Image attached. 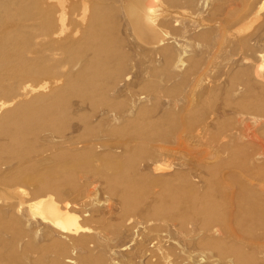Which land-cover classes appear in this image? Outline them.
<instances>
[{
	"label": "rangeland",
	"instance_id": "rangeland-1",
	"mask_svg": "<svg viewBox=\"0 0 264 264\" xmlns=\"http://www.w3.org/2000/svg\"><path fill=\"white\" fill-rule=\"evenodd\" d=\"M63 1L67 13L59 46L42 40L30 56L36 61L29 62L50 73L40 82L29 81L43 87L31 96L28 109L38 115L55 103L69 111L72 128L82 125L78 116H89L100 131L120 116L124 126L144 129L158 145L162 139V162L180 174L176 179L187 188L165 200L160 187L140 188L134 196L168 211L184 207L194 216L184 229L169 217L146 226L134 216L130 224L121 218V190L115 195L105 177L89 172L85 183L95 188L94 208L103 223L86 221L80 205L74 211L82 226L104 231L93 254L96 264H264V238L254 236L245 222L231 220L233 183L247 180V166L232 156L237 128L219 124L240 102L231 95L229 69L238 67L241 58L253 57L256 73L264 76V62L254 59L264 46V10L245 21L261 0H151L155 31L163 32L156 37L158 45L137 39L121 0ZM26 48L23 42L15 45L23 57L5 61L26 60ZM46 50L52 58L45 61ZM4 84L11 90L12 81ZM98 120L106 121L100 126ZM15 130L7 127L9 135ZM11 144L0 140V177L13 159L6 150ZM15 198L14 203L21 202ZM26 198H31L29 189ZM214 206L216 213L210 209ZM207 211L215 217L202 215ZM215 230L219 233L209 238ZM0 247V264H19Z\"/></svg>",
	"mask_w": 264,
	"mask_h": 264
},
{
	"label": "bare ground",
	"instance_id": "bare-ground-1",
	"mask_svg": "<svg viewBox=\"0 0 264 264\" xmlns=\"http://www.w3.org/2000/svg\"><path fill=\"white\" fill-rule=\"evenodd\" d=\"M121 1L127 6V14H124L130 18L137 39L158 45L156 37L163 32L155 31L157 16L155 9L149 6L151 0ZM64 2L0 0V140L12 143L6 150L13 158L7 162L6 174L0 177V246L10 251L11 261L17 260L19 264L97 263L93 254L102 245L104 231L82 226L80 216L74 211V205H80L86 221L102 222L94 208L95 188L85 183L89 172L105 177L115 188V195L121 190V218L130 224L134 216L143 219L146 226L169 217L175 226L184 229L194 217L185 213L184 207L168 211L156 205H145L143 198L139 200L134 196L133 192L140 188L160 187L165 193L160 199L165 200L171 194L180 195L187 188V184L176 179L180 174L162 162V139L158 145L144 129L124 126V117L120 116L110 126H102L106 120H98L103 127L100 131L89 116H78L82 125L72 128L68 124L69 111L59 110L55 103L38 115L28 109L31 96L41 92L43 87L35 83L50 73L48 68L29 62L36 61L30 56L35 55L34 48L42 40L48 41L51 47L59 46L57 37L64 33L67 13ZM263 10L264 0H261L249 10L245 21L257 18ZM147 24L153 28L149 30ZM20 42L27 47V59L5 61L11 56L23 57L20 55L23 51L15 49ZM241 43L248 46L246 39ZM43 58H52L49 50ZM250 58H241L235 63L238 67L228 71L231 95L237 96L240 102L230 107V115L219 120V124L237 128L232 132V156L247 166V180L233 183L231 220L245 222L254 236L263 239L264 76L256 73ZM254 59L264 62V46ZM5 80L12 81L11 90L6 89ZM10 125L16 128L13 135L7 133ZM27 189L30 199L26 198ZM15 197L21 202L14 203ZM217 207L210 209L215 212ZM207 213L202 215L215 217L213 212ZM217 233L219 230L210 232L209 238Z\"/></svg>",
	"mask_w": 264,
	"mask_h": 264
}]
</instances>
